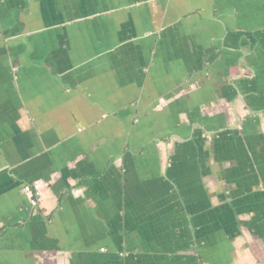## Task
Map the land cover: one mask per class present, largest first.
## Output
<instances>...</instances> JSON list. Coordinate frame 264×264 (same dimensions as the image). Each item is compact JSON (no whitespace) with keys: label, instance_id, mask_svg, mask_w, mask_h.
<instances>
[{"label":"crops","instance_id":"1","mask_svg":"<svg viewBox=\"0 0 264 264\" xmlns=\"http://www.w3.org/2000/svg\"><path fill=\"white\" fill-rule=\"evenodd\" d=\"M0 264H264V0H0Z\"/></svg>","mask_w":264,"mask_h":264}]
</instances>
